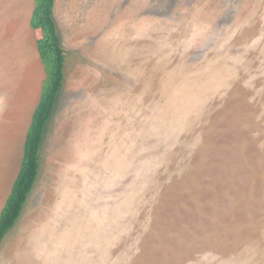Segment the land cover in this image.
<instances>
[{
	"label": "rangeland",
	"instance_id": "rangeland-1",
	"mask_svg": "<svg viewBox=\"0 0 264 264\" xmlns=\"http://www.w3.org/2000/svg\"><path fill=\"white\" fill-rule=\"evenodd\" d=\"M35 0H0V212L46 80ZM65 82L0 264H264V0H55Z\"/></svg>",
	"mask_w": 264,
	"mask_h": 264
},
{
	"label": "trees",
	"instance_id": "trees-1",
	"mask_svg": "<svg viewBox=\"0 0 264 264\" xmlns=\"http://www.w3.org/2000/svg\"><path fill=\"white\" fill-rule=\"evenodd\" d=\"M55 0H35L30 25L40 33L37 47L46 70V80L33 124L28 133L20 170L0 212V243L16 224L39 176L41 148L46 126L53 115L65 82L66 49L54 18Z\"/></svg>",
	"mask_w": 264,
	"mask_h": 264
},
{
	"label": "crops",
	"instance_id": "crops-1",
	"mask_svg": "<svg viewBox=\"0 0 264 264\" xmlns=\"http://www.w3.org/2000/svg\"><path fill=\"white\" fill-rule=\"evenodd\" d=\"M5 202H6V201H5ZM3 206H4V205H3ZM2 208H3V207H2ZM12 228H13V227H12ZM12 228H11V229H12Z\"/></svg>",
	"mask_w": 264,
	"mask_h": 264
}]
</instances>
